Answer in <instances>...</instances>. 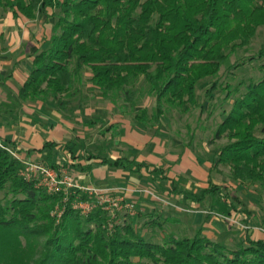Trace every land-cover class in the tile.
<instances>
[{"label":"trees","instance_id":"16d2710c","mask_svg":"<svg viewBox=\"0 0 264 264\" xmlns=\"http://www.w3.org/2000/svg\"><path fill=\"white\" fill-rule=\"evenodd\" d=\"M48 8L55 19L49 45L34 55L18 98L51 101L66 113L89 71L92 88L104 98L122 99L133 120L153 133L170 109L187 115L200 107L199 89L213 80L211 91L217 90L215 78L229 54L247 48L264 27V0H0L1 11L29 20L46 15ZM145 93L155 101L152 113L133 111ZM82 102H77L81 108ZM95 124L103 123L88 125ZM220 140L225 143L213 167H226L239 183L264 189V77L234 100L215 132L213 141ZM0 145V192L5 195L0 231L28 234V243L45 238L44 259L51 252L59 264H264V233L261 238L248 234L237 247L201 232L193 238L168 236L159 244L142 234L156 225L154 220L138 227L127 212L113 216L86 194H48L22 178L23 163L5 149L17 154L14 148ZM103 163L123 169L133 165ZM216 194L210 185L200 199ZM76 197L95 207L81 215L72 208ZM11 237L0 233V263L14 248Z\"/></svg>","mask_w":264,"mask_h":264},{"label":"rangeland","instance_id":"374dc122","mask_svg":"<svg viewBox=\"0 0 264 264\" xmlns=\"http://www.w3.org/2000/svg\"><path fill=\"white\" fill-rule=\"evenodd\" d=\"M1 13L3 11L0 10V16ZM50 13L53 15V10ZM45 19H51L53 23L55 21L54 18L47 15ZM261 50H264V27L258 28L255 38L247 48L229 54L227 62L221 68L218 77L215 78L219 83L217 90L211 91L213 80H210L199 89L200 107L187 115L180 114L177 109L168 111L160 128V134L154 142L151 141L155 138L153 137L154 131L144 128L141 129L144 132H140L134 128L137 123L123 109V100L102 97V94L87 82L90 72H85L83 85L80 87L81 95L77 96L76 101H74L77 103L82 98L83 107L79 108L78 104L74 103L72 105L75 106L74 110L67 115V118L74 124L73 129L81 137L86 136L84 133L98 134L99 131L107 127L108 123L112 124L111 122L116 118L120 123L125 124L124 131H114L115 136L113 138H116L115 141L121 142V148L118 147V149L126 147L124 141H129L126 138L125 131L130 133L135 129L140 134L145 135L146 138H150L146 145V148L151 147L150 152L144 150V153H151L155 147L159 146L158 159L163 160L168 153L181 155L184 152L183 150L189 151L194 157L193 163L195 166L191 169L186 168L187 173L185 174L188 175H179L180 180L175 179V182L168 180L172 176L167 173L168 168L166 166L154 164L150 170L151 175L149 171L148 176L142 177V182L138 186L148 192L144 194L147 203L141 205L135 203L132 198V201L125 200V203L130 204L132 209L126 211L124 209L119 213L127 212L130 216L136 218L138 227L154 220L155 226L152 227L150 224L149 227L142 230V234L147 239L162 244L168 236L177 239L193 238L196 233L201 232L225 246L237 247L244 242L251 228L254 227L264 232V189L257 184L239 183L232 178L230 170L226 167H213L217 161L218 148L225 143V140L213 141L218 126L230 111L234 100L246 91V86L250 82H257L264 77V57H258ZM31 71L32 65L29 74ZM140 87L146 92L144 86L141 85ZM209 89L210 91H208ZM154 106L155 101L145 93L132 110L138 111L146 108L149 113H152ZM86 109H92V111L88 113L89 115L80 117V119H83L81 123L75 122V118L82 115L83 110ZM98 116H101L107 123L105 127L101 124H95L93 128L87 126L91 117L96 121ZM85 121L87 122L85 123ZM90 142L92 146L88 147V152H92V154H98V152L107 148L118 151L114 145L115 143H109L110 141L100 142L98 137L91 138ZM94 147H97V151L93 150ZM81 150L85 152V149ZM83 151H79L78 156ZM151 155L153 156L152 153ZM197 158L202 162H198ZM205 161L207 164H203ZM196 167L201 170L202 174L208 176V181L202 180L200 184V179L191 175V171L196 170ZM65 169L76 180L75 172L70 168ZM146 170H144V173ZM179 177L177 178L179 179ZM187 181L189 182L188 186ZM198 184L202 186H198ZM210 185L217 188V194L207 195L200 199L201 192L209 188ZM4 197V193L0 192V200L3 199L4 201ZM196 209L201 213L193 214L192 212L197 211ZM191 210L193 211L191 212ZM61 212L62 210L57 212L59 219L62 216ZM110 213L113 215L116 212ZM159 224H161V227ZM211 224L216 229L212 228ZM0 233L7 236V238L14 235L13 238L11 237L14 248L3 256L4 260L0 264H59L51 257V252L46 255L45 259L42 258L45 238H32L28 243L27 237L29 235L23 232L0 231Z\"/></svg>","mask_w":264,"mask_h":264},{"label":"crops","instance_id":"0c3cea01","mask_svg":"<svg viewBox=\"0 0 264 264\" xmlns=\"http://www.w3.org/2000/svg\"><path fill=\"white\" fill-rule=\"evenodd\" d=\"M50 11L52 9L48 8L46 15L49 17L52 15ZM1 14L0 142L2 144L14 148L17 156L23 161L40 163L66 172L65 168H70L75 172V181L79 186L110 190L112 197H123L126 201L134 199L135 203L141 205H145L147 200L144 196L145 193L142 192L143 189L138 186L142 182V177L148 176L147 173L154 164L166 166L168 168L167 173H170L171 178H173L168 180L172 182H175V179L179 181V175H188L185 174L187 173L186 168L191 169L195 166L194 157L190 152L183 150L181 155L168 153L162 160L157 158V152L160 151L158 146L151 151L152 156L149 153L151 147L146 148L150 138H146L145 135L138 132H144L141 130L144 128L139 124L134 127L138 131L135 129L130 133L125 131L129 141H124L126 147L120 149L121 142L115 141L116 138L113 136H115L114 131H124L125 124L120 123L116 118L111 122L112 124H107L101 116H98L96 121L102 122L101 126L103 127L107 124V127L99 131L98 134L84 133L86 136L81 137L73 129L74 124L67 118L75 106H72L66 113H61L51 101L46 103L21 101L18 98L19 91L29 77L34 55L48 48L51 38V23L53 22L51 19H45L46 15H40L34 20H29L21 15L15 17L10 12ZM77 106L79 107V105ZM91 111L92 109L83 110L82 115L75 118V122L81 123L83 119L80 117L89 115L88 113ZM89 122L95 121L91 117ZM89 127L93 128V125ZM107 128H109L108 131H106ZM158 134L160 131L154 133L153 137L155 138L151 140L152 142L156 141ZM93 137H98L100 142L115 143L114 145L117 149L120 147V150L116 151L115 149L113 151L107 148L98 154H92V152H88V147L92 146L90 139ZM112 139L113 141H111ZM81 149H85V152ZM93 150L97 151V147H94ZM144 150H149V152L144 153ZM79 151H83L80 156H78ZM103 159L122 160L125 165L129 161L133 162V165L130 166L131 168L112 169L103 163ZM197 160L202 162L199 158ZM203 164H207V162L205 161ZM144 170H146L145 173ZM149 174L151 175V171ZM191 175L200 179L199 183L202 180L208 181V176L202 174L198 167L191 171ZM196 210H191V212L193 211V214L201 213L198 212V209ZM211 225L213 226V224ZM212 228L216 229L214 226ZM249 235L254 238H261L263 232L253 227L250 229Z\"/></svg>","mask_w":264,"mask_h":264},{"label":"built area","instance_id":"2783aa9c","mask_svg":"<svg viewBox=\"0 0 264 264\" xmlns=\"http://www.w3.org/2000/svg\"><path fill=\"white\" fill-rule=\"evenodd\" d=\"M5 149L23 163L24 168L21 173L22 178L25 181L33 182L36 188L46 190L48 194L64 193L66 197L69 195H78L79 193L86 194L94 199L96 204L109 212H119L124 209L125 211L132 209L130 204L125 203L123 197L110 196V190L79 186L65 170H57L40 163L23 161L13 151L8 148ZM142 192L148 193L144 190ZM94 207L95 204L93 202H82L79 201L77 197L72 203V208L80 211L82 215H87ZM62 213L63 211L61 212V215Z\"/></svg>","mask_w":264,"mask_h":264}]
</instances>
